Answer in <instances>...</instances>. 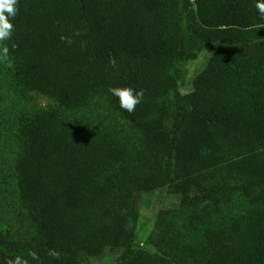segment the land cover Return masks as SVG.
I'll list each match as a JSON object with an SVG mask.
<instances>
[{"label": "trees", "instance_id": "1", "mask_svg": "<svg viewBox=\"0 0 264 264\" xmlns=\"http://www.w3.org/2000/svg\"><path fill=\"white\" fill-rule=\"evenodd\" d=\"M255 3L18 0L5 44L21 90L67 110L104 97L139 146L115 123L53 108L20 115L17 191L39 240L0 229V264H84L106 250L120 252L114 264H264V20ZM203 45L210 55L181 94L177 65ZM124 86L144 91L132 113L109 92ZM164 187L178 197L176 214L157 221V255L136 250L135 218L123 211ZM237 194L249 207L220 220Z\"/></svg>", "mask_w": 264, "mask_h": 264}, {"label": "rangeland", "instance_id": "2", "mask_svg": "<svg viewBox=\"0 0 264 264\" xmlns=\"http://www.w3.org/2000/svg\"><path fill=\"white\" fill-rule=\"evenodd\" d=\"M209 55V48L203 45L196 57L188 60L185 66L177 65V72L181 74L179 83L181 94L191 90L192 77L202 69ZM12 65L10 58L7 62H0V229L10 232L12 238L28 243L39 239L27 211L20 203L17 191L15 167L23 151V144L18 135L20 115L53 108L63 119L83 116L94 125L115 123L133 150L139 146V136L110 107L104 97L94 98L82 109L67 110L51 97L37 92H23L12 76ZM184 67L186 70L183 71ZM177 206L178 197L170 194L167 187L140 194L138 200L123 211L129 212L135 218H130L128 224L135 234L133 248L157 255L155 245L160 236L157 221L175 216ZM248 207L246 199L237 194L232 204L225 205L220 220L224 221L233 216L234 212L246 210ZM172 219L175 223L178 222L177 219ZM119 253L106 250L101 258H86L84 264H114Z\"/></svg>", "mask_w": 264, "mask_h": 264}, {"label": "clouds", "instance_id": "3", "mask_svg": "<svg viewBox=\"0 0 264 264\" xmlns=\"http://www.w3.org/2000/svg\"><path fill=\"white\" fill-rule=\"evenodd\" d=\"M17 4L18 0H0V62H7L10 56V48L5 42L10 41L13 35L14 25L12 19L17 14ZM255 8L259 18L264 20V0H256ZM11 47L14 50L17 46L13 44ZM201 60H204V55L201 56ZM109 92L113 97L117 98L119 107L128 113L134 112L137 105L141 104L144 99L143 89H136L130 86L112 87L109 89ZM51 255L59 258L60 254L53 251ZM31 256L33 260L39 259L35 251L31 253ZM8 264H26V262L17 256L9 260Z\"/></svg>", "mask_w": 264, "mask_h": 264}]
</instances>
